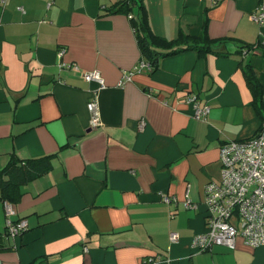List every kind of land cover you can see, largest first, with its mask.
I'll list each match as a JSON object with an SVG mask.
<instances>
[{"label": "crops", "instance_id": "0c3cea01", "mask_svg": "<svg viewBox=\"0 0 264 264\" xmlns=\"http://www.w3.org/2000/svg\"><path fill=\"white\" fill-rule=\"evenodd\" d=\"M122 1L0 0V169L50 162L14 200L0 198V264H264V245L239 236L233 247L191 244L205 229L203 186L218 179L219 143L260 123L242 66L264 103V0H141L149 29L167 39L234 41L226 55H159L150 70L134 68L146 57L136 7ZM91 70L103 86L83 78ZM188 93L207 106L203 119L191 116ZM6 217L25 227L5 234Z\"/></svg>", "mask_w": 264, "mask_h": 264}, {"label": "built area", "instance_id": "2783aa9c", "mask_svg": "<svg viewBox=\"0 0 264 264\" xmlns=\"http://www.w3.org/2000/svg\"><path fill=\"white\" fill-rule=\"evenodd\" d=\"M254 17L261 21L263 9ZM147 67L148 61L144 59L134 66L135 69ZM82 76L86 80H95L100 87L104 85L103 78L95 70L85 71ZM123 76L127 77L126 74ZM192 99L185 100L192 103ZM94 104L88 103L90 125L98 123ZM193 108L195 110V104ZM195 111L196 117L204 118L201 115L206 112V108ZM218 155V179L208 180L203 186L205 229L192 236V247L202 250L215 243L233 247L237 236L251 246L264 245V121L249 137L222 140ZM183 203L189 205L188 199L185 198ZM6 206L8 214L11 209ZM4 227L9 235H14L25 227V220L11 221L6 217ZM169 239L175 241V234H170Z\"/></svg>", "mask_w": 264, "mask_h": 264}, {"label": "trees", "instance_id": "16d2710c", "mask_svg": "<svg viewBox=\"0 0 264 264\" xmlns=\"http://www.w3.org/2000/svg\"><path fill=\"white\" fill-rule=\"evenodd\" d=\"M133 6L136 7V10L134 15L130 13L131 24L135 33L137 48L148 61V67L146 68L148 70L153 68L159 55L177 52L182 49L194 48L198 55H204L207 52L226 55L231 52L225 46L229 41L234 42L230 40L229 36L221 37L215 42L197 43L194 38L188 35L173 39L158 35L152 32L146 23L144 6L141 0H123L120 7L127 8L126 11L130 12V8ZM237 47L239 50L248 51L255 49L257 44H240ZM261 47L260 53L264 56V46L261 45ZM242 73L251 93V104L260 118V122H263L264 103L261 85L256 79L253 68L248 63L242 66ZM48 155L27 157L6 163L0 169V198L4 199V201H6L5 199L14 200L20 193L19 183L40 174L50 166ZM4 233L8 235L5 230Z\"/></svg>", "mask_w": 264, "mask_h": 264}, {"label": "flooded vegetation", "instance_id": "af4514ba", "mask_svg": "<svg viewBox=\"0 0 264 264\" xmlns=\"http://www.w3.org/2000/svg\"><path fill=\"white\" fill-rule=\"evenodd\" d=\"M188 98H193L192 99V103H190L191 104V106H192V112H191V116L192 117H194V118H196V119H203V118H201V117H196V115L195 114H197V112L195 111L196 109H198V110H202V109H204V108H206V112L203 114V115H201V116H204L205 117V115L207 114V106L206 105H198L196 102H195V95L194 94H191V93H188V94H185V96H184V99H188ZM185 102H187L186 100H185ZM187 103H189V102H187ZM193 104H195L196 105V108H195V110H194V108H193ZM261 123V122H260ZM260 123L258 124V126L260 125ZM258 128V127H257ZM256 128V129H257ZM256 131V130H255ZM254 131V132H255ZM253 132V133H254ZM252 133V134H253ZM251 134V135H252ZM250 135V136H251ZM220 144V143H219ZM218 147H219V145H218ZM218 160H219V170H220V159H219V155H218Z\"/></svg>", "mask_w": 264, "mask_h": 264}, {"label": "rangeland", "instance_id": "374dc122", "mask_svg": "<svg viewBox=\"0 0 264 264\" xmlns=\"http://www.w3.org/2000/svg\"><path fill=\"white\" fill-rule=\"evenodd\" d=\"M170 234H175V236H176V240H177V236H178V235H177V232H176V231H170V232H169V235H170ZM176 240H175V241H176Z\"/></svg>", "mask_w": 264, "mask_h": 264}]
</instances>
